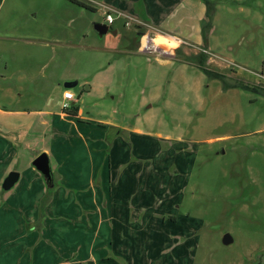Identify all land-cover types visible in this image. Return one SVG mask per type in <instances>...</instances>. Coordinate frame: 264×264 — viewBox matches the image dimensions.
Returning <instances> with one entry per match:
<instances>
[{"label": "rangeland", "instance_id": "374dc122", "mask_svg": "<svg viewBox=\"0 0 264 264\" xmlns=\"http://www.w3.org/2000/svg\"><path fill=\"white\" fill-rule=\"evenodd\" d=\"M0 264H264V0H0Z\"/></svg>", "mask_w": 264, "mask_h": 264}, {"label": "water", "instance_id": "95a60500", "mask_svg": "<svg viewBox=\"0 0 264 264\" xmlns=\"http://www.w3.org/2000/svg\"><path fill=\"white\" fill-rule=\"evenodd\" d=\"M96 32L102 37L109 32V27L104 24L97 23L94 25ZM116 31L114 32V34ZM78 83H69L65 85L66 89H71L75 87ZM33 166L42 174L45 179L48 190L54 188V175L50 163V159L47 153L40 154L34 161ZM20 174L17 172H11L3 183V189L9 191L18 182ZM233 239L230 235H225L223 239L224 245H230Z\"/></svg>", "mask_w": 264, "mask_h": 264}, {"label": "built area", "instance_id": "2783aa9c", "mask_svg": "<svg viewBox=\"0 0 264 264\" xmlns=\"http://www.w3.org/2000/svg\"><path fill=\"white\" fill-rule=\"evenodd\" d=\"M108 11H110V10H108ZM119 16L120 17H124V18H128L129 20H132V21H134L135 23H137L139 25L148 26V24L143 23V22H141V21H139L137 19H134L132 17H129V16L123 14V13H118V17ZM106 21H107L106 22L107 24L113 25L115 23V18L108 12L106 14ZM146 34L147 35H146L145 39H146L147 43L143 42V44H142L144 46L143 52L154 53L155 50H160L161 49L165 54H168V55L170 54V50L169 49H167V48H159V46L155 44V38L150 36V31H148V33H146ZM64 100L66 102L64 108L66 110H70L71 106L67 102L74 100L73 93H71L70 91H66L64 93Z\"/></svg>", "mask_w": 264, "mask_h": 264}, {"label": "bare ground", "instance_id": "6f19581e", "mask_svg": "<svg viewBox=\"0 0 264 264\" xmlns=\"http://www.w3.org/2000/svg\"><path fill=\"white\" fill-rule=\"evenodd\" d=\"M146 42V39H145ZM147 43V42H146ZM155 44L159 46V48H169L174 50V45L178 44L175 40H171L162 36V38L155 39Z\"/></svg>", "mask_w": 264, "mask_h": 264}, {"label": "trees", "instance_id": "16d2710c", "mask_svg": "<svg viewBox=\"0 0 264 264\" xmlns=\"http://www.w3.org/2000/svg\"><path fill=\"white\" fill-rule=\"evenodd\" d=\"M206 72L209 73V74H212V75H213V73L210 72V71L207 70V69H206ZM214 75H215L216 77H218L217 74H214ZM241 85H243V84H241ZM245 87L248 88V86H245ZM67 113H68L69 115H71V116H78V113H79V107L73 105V106H71V109H70V110H67Z\"/></svg>", "mask_w": 264, "mask_h": 264}, {"label": "crops", "instance_id": "0c3cea01", "mask_svg": "<svg viewBox=\"0 0 264 264\" xmlns=\"http://www.w3.org/2000/svg\"><path fill=\"white\" fill-rule=\"evenodd\" d=\"M143 42H144V41H143ZM177 48H178V47H177ZM177 48H175V50H176ZM64 101H65V100H64ZM82 113H83V112H82V110L79 108V113H78V115H80V116H81V115H82ZM118 130H119V129H118ZM119 131H120V130H119ZM119 133H120V132H118V134H119ZM119 210L121 211V209H119ZM120 211H119V212H120Z\"/></svg>", "mask_w": 264, "mask_h": 264}]
</instances>
